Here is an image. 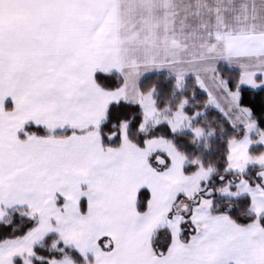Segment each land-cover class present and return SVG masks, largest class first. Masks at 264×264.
<instances>
[{"label": "snow or ice", "instance_id": "obj_1", "mask_svg": "<svg viewBox=\"0 0 264 264\" xmlns=\"http://www.w3.org/2000/svg\"><path fill=\"white\" fill-rule=\"evenodd\" d=\"M0 264H264V0H0Z\"/></svg>", "mask_w": 264, "mask_h": 264}]
</instances>
